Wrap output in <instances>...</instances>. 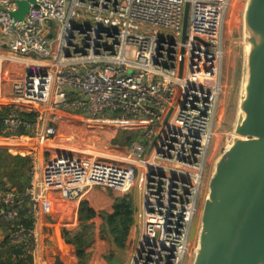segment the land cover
<instances>
[{"label":"built area","instance_id":"obj_1","mask_svg":"<svg viewBox=\"0 0 264 264\" xmlns=\"http://www.w3.org/2000/svg\"><path fill=\"white\" fill-rule=\"evenodd\" d=\"M19 1L26 0H0V110L7 108L0 148L35 144L25 150L24 192L0 189L9 243L31 264H49L37 230L54 197L79 204L93 188L124 197L137 187L125 264H183L213 135L230 0H33L17 21ZM67 120L136 137L122 155L69 138L61 146L57 128ZM40 148L57 152L45 159Z\"/></svg>","mask_w":264,"mask_h":264},{"label":"water","instance_id":"obj_2","mask_svg":"<svg viewBox=\"0 0 264 264\" xmlns=\"http://www.w3.org/2000/svg\"><path fill=\"white\" fill-rule=\"evenodd\" d=\"M32 1L17 2L13 18L22 20ZM188 9L186 3L183 39ZM243 22L246 74L234 137L215 162L201 217L190 227L189 244L196 240L192 264H264V0H247ZM138 201L135 187L136 209ZM137 220L135 212V225ZM53 264H65L59 253Z\"/></svg>","mask_w":264,"mask_h":264},{"label":"rangeland","instance_id":"obj_3","mask_svg":"<svg viewBox=\"0 0 264 264\" xmlns=\"http://www.w3.org/2000/svg\"><path fill=\"white\" fill-rule=\"evenodd\" d=\"M247 0H230L229 8L226 12L223 32H222V44H223V60L221 64L220 71V95L216 105L214 124L212 126V137L210 141L209 150L207 152L206 163L203 172V181L199 193L197 209L195 219H200L204 200L208 193V183L212 172L214 170V165L217 159L222 155L223 151L229 147L233 137H234V126L238 113L239 98L243 89V84L245 80V55H246V46L244 44V22L243 15L246 6ZM121 130L119 128H114L112 126H102V127H93V126H84L74 120L62 121L59 123L58 127V136L56 143L61 146H67L69 143L66 140L70 139V145L77 147H89L95 151L103 152L108 156H113L119 154H125L128 151L129 146H122L121 144L115 145L113 141L120 138ZM8 154L15 156L20 155L22 157H27L25 152H18L12 148L2 147ZM39 151L43 153L44 158L46 159L50 154H55L56 150H50V153H47V149L40 148ZM98 189V188H94ZM116 194V193H115ZM117 195V194H116ZM134 196V191L131 193ZM87 196L83 197L81 201L85 200ZM58 203L53 201V213H56L57 210H61L57 207ZM80 205V203H79ZM78 205V206H79ZM77 206H75L76 208ZM79 209V207L77 208ZM49 217V216H48ZM54 216L53 218H57ZM60 219V218H59ZM62 219V218H61ZM58 219L49 220L46 217L39 220L38 224L41 226L37 230L38 235V244L39 252L44 258L49 260L50 256L59 253L60 250L65 247L64 241L62 238L59 239V234L63 230L72 231L75 230L73 227H61L60 221ZM102 221V220H101ZM50 223V226H47V223ZM57 222V223H56ZM194 222V221H193ZM44 224H46L44 226ZM39 226V225H38ZM101 227V226H100ZM100 227H99V238L103 241L104 246L106 247L105 251V261L106 257L110 255L112 247L109 242L103 240L100 237ZM55 232L56 243L58 245H52V236L51 230ZM77 229V228H76ZM133 226L130 230V233L127 237L125 245L129 242ZM92 233V232H91ZM9 232L5 224L0 221V241L8 235ZM93 234V233H92ZM93 238V236H92ZM93 239H91L92 241ZM47 241H51L46 243ZM54 242V241H53ZM55 243V242H54ZM91 243V242H90ZM101 245V244H100ZM196 249V240L193 241L188 247L187 257L184 260L183 264H192L194 260V252ZM115 259L117 260L116 264H125L126 261V248L123 251L114 252ZM64 260L68 261L67 256L64 254ZM54 261V259H53ZM49 262V261H48ZM51 263V262H50ZM70 264L69 262H67Z\"/></svg>","mask_w":264,"mask_h":264},{"label":"trees","instance_id":"obj_4","mask_svg":"<svg viewBox=\"0 0 264 264\" xmlns=\"http://www.w3.org/2000/svg\"><path fill=\"white\" fill-rule=\"evenodd\" d=\"M7 108L0 110V126L2 127L5 120ZM22 117L28 120L33 118V115L22 114ZM120 138L115 139V145L129 146L135 139L136 133L122 131ZM29 165L28 157L20 155L12 156L4 149L0 148V189L7 188V182L10 188H14L17 192L23 193L29 184ZM136 208L134 205V197L131 194L124 197L116 198L111 213H100L102 220L100 227V237L110 243L112 251L106 257L108 264H116L114 252H120L125 249V242L134 225V215ZM95 216V212L88 207L86 201H81L78 209L79 225L77 229L68 231L63 230L61 233L65 247L60 250L61 259H64V254L72 263L81 264L85 261V248L90 244L92 233L84 222H88ZM4 223V222H3ZM27 223V222H26ZM8 232L9 225L4 223ZM29 225V224H27ZM8 236V235H7ZM10 245L9 240L5 239L1 244V248H6ZM20 251L12 248L8 255L2 257L0 255V264H31L30 258H20Z\"/></svg>","mask_w":264,"mask_h":264},{"label":"crops","instance_id":"obj_5","mask_svg":"<svg viewBox=\"0 0 264 264\" xmlns=\"http://www.w3.org/2000/svg\"><path fill=\"white\" fill-rule=\"evenodd\" d=\"M59 127V125H58ZM58 131V128H57ZM26 144V143H25ZM32 143H28L26 146H30L31 147ZM27 147L23 146L21 147L22 150H20V152H25V150L27 149ZM7 188H10L9 184L6 182L5 183ZM14 189V188H11ZM115 191L112 190H103V189H90L87 193V197L85 200L88 203V207L91 208L94 212H95V216L89 220L88 222H85V225L89 227L90 232H92V236H93V240L91 241V243L85 248V261L81 264H107L105 259H104V253L106 251V247L103 244V241H101V239L99 238V227L101 226V218H100V213L101 212H105V213H111L112 212V206L113 203L115 201L116 198L118 197V194H115ZM54 203L57 202L58 205L57 207L61 210H57L56 213H51V215L49 217H46L49 220H55L58 219L60 221V226L66 228L67 226L69 227H73L74 229H76L79 225V221H78V205L79 204H67L61 200H59L57 197L53 198ZM75 206H77L75 208ZM54 216H58L57 218H53ZM60 218V219H59ZM62 218V219H61ZM57 220V221H58ZM57 223V222H56ZM46 224H44L45 226ZM41 226V224H39L38 228ZM47 226H50V223H47ZM51 231V236L52 238V242L51 241H47L46 243L51 242V244L53 245H58V242L56 243V237H55V232L53 229H50ZM62 236H60L59 234V239L58 241H62L60 240ZM5 239H8V236L6 235L5 237H3V239L0 241V246L3 243V241ZM55 243H54V242ZM101 244V245H100ZM0 249H3L0 247ZM11 249L5 254L8 255L10 253ZM51 258H48L49 260V264H53V255L50 256ZM61 257V256H60ZM63 263L68 264L67 262H69L70 264H76V263H72L71 259H68V261H65L64 259H61ZM126 261H127V255H126ZM125 261V263H126ZM51 262V263H50Z\"/></svg>","mask_w":264,"mask_h":264},{"label":"bare ground","instance_id":"obj_6","mask_svg":"<svg viewBox=\"0 0 264 264\" xmlns=\"http://www.w3.org/2000/svg\"><path fill=\"white\" fill-rule=\"evenodd\" d=\"M34 144H35V143H32L33 146H34ZM32 145H31V146H32Z\"/></svg>","mask_w":264,"mask_h":264}]
</instances>
